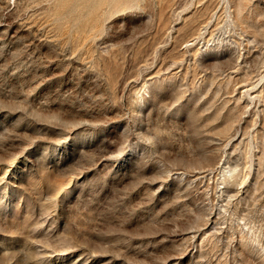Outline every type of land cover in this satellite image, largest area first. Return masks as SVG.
Returning a JSON list of instances; mask_svg holds the SVG:
<instances>
[{"label":"rangeland","instance_id":"obj_1","mask_svg":"<svg viewBox=\"0 0 264 264\" xmlns=\"http://www.w3.org/2000/svg\"><path fill=\"white\" fill-rule=\"evenodd\" d=\"M0 264H264V0H0Z\"/></svg>","mask_w":264,"mask_h":264}]
</instances>
